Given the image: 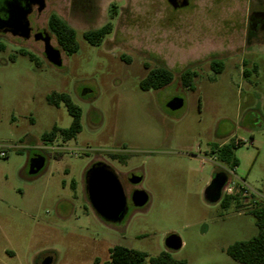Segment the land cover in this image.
Instances as JSON below:
<instances>
[{"label": "rangeland", "instance_id": "obj_1", "mask_svg": "<svg viewBox=\"0 0 264 264\" xmlns=\"http://www.w3.org/2000/svg\"><path fill=\"white\" fill-rule=\"evenodd\" d=\"M186 1L173 9L166 0H45L39 26L61 67L46 61L41 43L0 36V264L45 256L104 264L114 246L146 253L144 264L163 252L185 264H240L225 251L257 235L249 213L264 205V0ZM52 14L75 31L76 53L57 45ZM107 23L98 45L84 40ZM213 61L222 63L218 74ZM154 68L169 70L172 82L142 91ZM185 71L196 73L192 89L181 85ZM53 93L81 110L72 140H41L71 123L63 104H47ZM175 98L182 107L170 111ZM223 145L232 147L233 175L218 158ZM35 155L45 162L31 176ZM98 162L123 183L129 205L120 223H105L88 202L85 173ZM130 172L142 177L137 187L125 180ZM219 173L252 193L226 209L222 193L208 202L204 191ZM132 189L148 195L144 207L131 205ZM170 235L179 250L165 247Z\"/></svg>", "mask_w": 264, "mask_h": 264}, {"label": "trees", "instance_id": "obj_2", "mask_svg": "<svg viewBox=\"0 0 264 264\" xmlns=\"http://www.w3.org/2000/svg\"><path fill=\"white\" fill-rule=\"evenodd\" d=\"M47 27L53 34L59 48L66 54L71 55L77 52L78 47L75 41V31L67 24L61 21L56 15H50L47 21ZM112 26L110 23L105 24L95 31L83 33L84 40L90 45H98L102 39L111 33ZM24 54V53H23ZM25 55V54H24ZM32 60V56H29ZM211 70L218 74L222 71L221 62H211ZM196 77L193 71H185L180 75L181 85L185 88L192 89V80ZM173 79L172 73L165 68L150 69L145 78L139 82V88L142 91H158L168 86ZM46 102L50 106L58 107L63 104L66 112L71 117V123L67 129H59L53 126L49 133L42 135L43 142H52L57 136L63 141L74 139L81 131L80 117L81 110L76 106L66 94H51L46 97ZM221 161L230 163L231 170L237 166L236 160L232 155V147L223 145L219 150ZM73 186V183H71ZM231 197H223L220 206L224 209L228 208ZM255 222L258 233L255 237L248 241L237 242L225 251V254L233 261L240 264H264V205H258L249 213ZM148 257L146 253L127 249L121 246H114L109 252V261L104 264H144V260ZM92 264H99L96 259ZM149 264H185L183 261L173 260L169 254L160 253L156 257L149 258Z\"/></svg>", "mask_w": 264, "mask_h": 264}, {"label": "water", "instance_id": "obj_3", "mask_svg": "<svg viewBox=\"0 0 264 264\" xmlns=\"http://www.w3.org/2000/svg\"><path fill=\"white\" fill-rule=\"evenodd\" d=\"M166 1L173 9L185 8L188 5L186 0H180L179 3L178 0ZM34 4L38 6L39 12L45 9V0H34ZM11 34L12 36L27 39L29 37L27 23L24 22L19 29V33L12 31ZM34 39L35 41H41L46 61L54 67H61V52L51 45L50 36L47 33L38 34ZM181 107L182 100L178 98L171 100L167 104V108L170 111L178 110ZM44 162L42 156H34L29 162L28 174L31 176L38 174L44 167ZM141 179L139 176H132L129 179V183L138 185ZM226 181L227 177L224 173L215 175L204 191V197L208 202L215 203L219 201ZM85 190L91 209L98 218L107 224H117L123 220L127 199L117 175L109 166L100 162L93 164L85 173ZM130 201L134 208L139 209L147 204L148 195L144 191L136 189L131 193ZM164 244L170 251H177L181 248V241L175 235L168 236ZM40 264H53V259L45 258Z\"/></svg>", "mask_w": 264, "mask_h": 264}, {"label": "flooded vegetation", "instance_id": "obj_4", "mask_svg": "<svg viewBox=\"0 0 264 264\" xmlns=\"http://www.w3.org/2000/svg\"><path fill=\"white\" fill-rule=\"evenodd\" d=\"M179 2L180 0H178V3ZM42 12L43 11L41 12L38 11V6L34 4V0H0V36L10 37L14 40H18L23 43H26L31 40H33L34 42L41 43L40 40L35 41L34 38L38 34L47 33L44 29L40 28L39 26V21H40L39 19H40ZM24 22L27 23V26L29 29V37L27 39H23L19 36H12L11 34L12 31H16L17 33H19V29L24 24ZM35 156H40V155H35ZM132 176L141 177V175H139L138 173L133 174L132 172H130L125 177V180L127 183H129V179ZM119 181L123 188V183L121 182L120 179ZM138 185L130 184L131 187H137ZM134 190L136 189H132L131 192H133ZM127 205H129L128 202H127ZM135 209H138V208H135ZM45 258L52 259V257L50 256H45V257H42L39 260V262H41Z\"/></svg>", "mask_w": 264, "mask_h": 264}, {"label": "built area", "instance_id": "obj_5", "mask_svg": "<svg viewBox=\"0 0 264 264\" xmlns=\"http://www.w3.org/2000/svg\"><path fill=\"white\" fill-rule=\"evenodd\" d=\"M6 157V152L0 150V158H5ZM230 174H234V169L230 171ZM221 193L225 197H235V196H246L248 194H251L252 192L243 184H236L234 182H231L230 180L226 181V184L222 188Z\"/></svg>", "mask_w": 264, "mask_h": 264}]
</instances>
